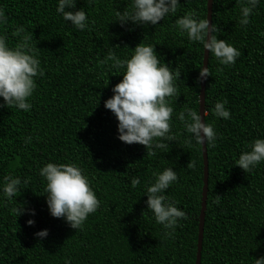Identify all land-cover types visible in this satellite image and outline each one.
Wrapping results in <instances>:
<instances>
[{
	"label": "trees",
	"instance_id": "1",
	"mask_svg": "<svg viewBox=\"0 0 264 264\" xmlns=\"http://www.w3.org/2000/svg\"><path fill=\"white\" fill-rule=\"evenodd\" d=\"M207 3L180 0L175 16L145 26L116 20L131 0H94L91 5L77 0L76 8L84 7L90 21L81 31L56 13L57 0H0L8 17L0 32L15 43L12 29L24 26L38 41L45 70L36 78L30 111L0 107V181L9 173L30 177L11 202L0 200V264H195L203 150L202 144L185 142L187 134L176 114L185 104L199 112L197 77L204 49L173 25L189 10L207 18ZM239 8L236 0L213 2L214 34L241 55L231 66L219 64L211 53L209 57L205 122H214L218 139L215 146L207 144L209 191L201 264H253L264 256V162L250 172L234 164L250 141L264 137V0L246 27L238 23ZM143 39L155 45L161 62L180 73L178 97L171 98L176 140L154 156L142 144L122 142L118 120L104 106L123 74L109 69L103 58L109 50L121 58L130 55ZM217 100H227L230 119L212 115ZM28 136L32 140L26 144ZM190 160L196 161L195 169L187 168ZM47 162H74L88 175L101 204L82 229L49 213L46 181L38 174ZM165 167H173L179 177L166 194L186 213L170 237L147 209L144 192L152 173ZM133 178L140 180L135 188ZM216 195L221 196L218 205L213 203ZM29 219L35 223L29 225ZM42 229L48 235L36 236Z\"/></svg>",
	"mask_w": 264,
	"mask_h": 264
},
{
	"label": "clouds",
	"instance_id": "2",
	"mask_svg": "<svg viewBox=\"0 0 264 264\" xmlns=\"http://www.w3.org/2000/svg\"><path fill=\"white\" fill-rule=\"evenodd\" d=\"M86 2L91 5L94 0ZM179 3L180 0H131L129 8L116 13V20L121 25L128 21L145 26L157 25L166 16H175ZM236 3L240 5L238 23L246 27L260 0H236ZM76 4L77 0H57L55 11L65 22L83 31L89 27V16L84 7L77 9ZM7 20L5 10L0 6V25H6ZM173 27L189 41L200 43L204 51L209 50L221 65H234L241 55L237 47L214 34L218 31L217 26H210L208 17L201 18L195 10L177 16ZM11 36L16 37L15 43L10 42L6 32H0V97L3 98L0 107L30 111V98L37 88L36 78L45 75L39 58L38 41L24 26L14 27ZM102 63L123 74L122 80L112 87L113 95L104 102L105 108L110 109L118 120V138L127 144L146 146L148 156L156 155L157 150L164 149L168 141L176 140L171 131L174 112L171 98L178 97L176 78L180 73L170 68L168 63L161 62L155 45L145 43L143 39L132 48L130 55L123 58L109 50ZM208 75V67H199L197 81L206 79ZM226 104L227 100H217L212 115L230 119L231 113ZM176 119L187 134L186 143L201 145L206 142L215 146L218 133L214 122L202 121L201 113L195 108L185 104L176 114ZM31 140L32 137L28 136L25 143H31ZM261 162H264V137H257L249 142L246 150L241 151L234 164L250 172ZM196 166V161L190 160L187 168L195 169ZM38 174L46 181L44 193L49 213L53 217L64 218L73 229H82L88 216L96 212L101 204L88 175L74 162H47L38 169ZM178 179L173 167H165L154 171L144 186L147 209L155 222L163 226L166 237L172 236L179 221L186 218L178 202L166 194V190ZM29 181L30 177L21 178L11 173L4 175L0 181V200L11 202L20 186ZM139 184V178L131 180L133 188ZM220 200L221 196L216 195L213 203L218 205ZM18 212L20 215L22 209H18ZM32 215H35L34 209ZM27 223L32 225L35 221L29 219ZM35 235L46 237L48 230H39ZM253 264H264V256L255 258Z\"/></svg>",
	"mask_w": 264,
	"mask_h": 264
},
{
	"label": "water",
	"instance_id": "3",
	"mask_svg": "<svg viewBox=\"0 0 264 264\" xmlns=\"http://www.w3.org/2000/svg\"><path fill=\"white\" fill-rule=\"evenodd\" d=\"M213 2L214 0H208L207 3V17L210 22V26L213 24ZM210 51H204L203 66L208 67L209 64ZM202 66V67H203ZM206 83L207 78L201 81L200 89V107L199 112L201 113L202 121H205L206 115ZM203 150V162H204V178H203V189H202V198H201V211L199 215V232H198V242H197V253L195 264H201L202 260V248H203V239H204V229H205V217L207 210V199L209 191V158H208V149L207 143L202 144Z\"/></svg>",
	"mask_w": 264,
	"mask_h": 264
}]
</instances>
